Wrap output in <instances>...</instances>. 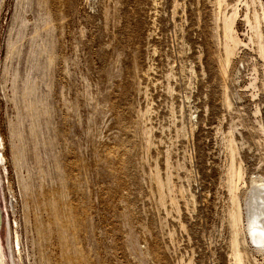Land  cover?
Masks as SVG:
<instances>
[{
    "label": "rangeland",
    "instance_id": "374dc122",
    "mask_svg": "<svg viewBox=\"0 0 264 264\" xmlns=\"http://www.w3.org/2000/svg\"><path fill=\"white\" fill-rule=\"evenodd\" d=\"M237 1L8 0L11 264H234L235 240L246 264H264L232 218L264 177V57L245 19L262 10L239 2L245 44L225 66L221 16Z\"/></svg>",
    "mask_w": 264,
    "mask_h": 264
},
{
    "label": "bare ground",
    "instance_id": "6f19581e",
    "mask_svg": "<svg viewBox=\"0 0 264 264\" xmlns=\"http://www.w3.org/2000/svg\"><path fill=\"white\" fill-rule=\"evenodd\" d=\"M224 0H217V5L219 6V9L221 7V4H223ZM253 4L259 3L258 5L261 6L262 13H260L258 10L255 9L252 11L253 16L249 15L248 13L245 16L246 22H248V27H250V30L252 29L256 36L251 37V41L255 40V42H258V49L261 56L264 57V44L261 42V38L263 36L262 30L260 29L262 22L264 21V3L258 2L257 0H250ZM238 3H235L233 6L234 9L232 12L224 13L223 11V18L221 16L222 22H223V35L225 36V57H224V65H229V62L231 61V58L233 55H235V50H237V47L241 45L242 43L245 44L239 36L236 34L235 31V23L237 20V17L239 15V2H242V0H238ZM246 2V6L248 7L251 5ZM252 4V5H253ZM257 5V4H256ZM255 5V6H256ZM222 8V7H221ZM249 8V7H248ZM225 9V8H223ZM227 9V8H226ZM249 10V9H248ZM226 11V10H225ZM220 12V11H219ZM222 14V13H221ZM220 14V15H221ZM253 38V39H252ZM224 41V40H223ZM253 43V42H252ZM247 45V44H246ZM259 53V52H258ZM223 64V63H222ZM225 68V67H224ZM231 146V145H230ZM231 150V149H230ZM233 151V150H232ZM233 154V153H232ZM4 157L2 156L0 158L1 161H4ZM238 166V165H237ZM234 169V168H233ZM242 171L240 168L235 169L233 172V176L235 177V183L234 187H239L238 184L242 180ZM252 186L249 188L248 194L245 197V206L247 207L246 212L244 213L245 207L243 205H240L239 203L236 205L237 210L233 213V225L234 227H238L239 225L243 224L244 229L246 231V235L248 237L249 243L257 250L264 251V177L262 176H256L254 177L253 181L251 182ZM234 200V199H233ZM239 200V199H236ZM238 202V201H237ZM239 206V209H238ZM235 207V204H234ZM243 207V208H242ZM235 209V208H234ZM232 214V213H231ZM242 227V226H241ZM236 229V228H234ZM239 229V228H238ZM237 232V231H236ZM235 232V234H236ZM237 237V236H236ZM235 237V238H236ZM233 255H234V264H246V260L244 259V253L239 248L237 240L233 242ZM17 246H19V243H17ZM17 247L15 246V249ZM246 258V257H245Z\"/></svg>",
    "mask_w": 264,
    "mask_h": 264
},
{
    "label": "water",
    "instance_id": "95a60500",
    "mask_svg": "<svg viewBox=\"0 0 264 264\" xmlns=\"http://www.w3.org/2000/svg\"><path fill=\"white\" fill-rule=\"evenodd\" d=\"M7 8H8V0H0V62H1L2 46L4 39L6 16H7ZM0 264H11L6 249L1 205H0Z\"/></svg>",
    "mask_w": 264,
    "mask_h": 264
}]
</instances>
